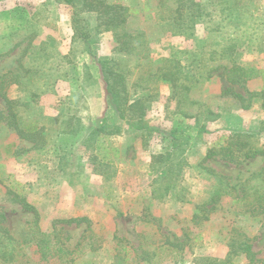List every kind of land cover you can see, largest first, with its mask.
Returning <instances> with one entry per match:
<instances>
[{"label": "rangeland", "instance_id": "obj_1", "mask_svg": "<svg viewBox=\"0 0 264 264\" xmlns=\"http://www.w3.org/2000/svg\"><path fill=\"white\" fill-rule=\"evenodd\" d=\"M112 1L129 9L125 30L143 33L149 41L154 63L166 57L170 48L192 47L191 37L178 30L174 35L166 33L161 28L163 23L158 21L166 9L174 8L173 0ZM47 2L0 0V52L17 47L11 59H0V73L17 67L13 57H20L23 48L34 52L22 56L20 63L25 69L33 70L46 69L48 65L55 69L61 57L69 53L74 33L72 11L64 5L46 6ZM195 2L202 6L206 0ZM238 7L247 13L246 42L238 45L233 59L238 66L258 72V77L247 83L231 84L225 72L219 70L200 90L191 94L199 102V114L211 109L218 117L204 123L206 133L199 141H191L180 157L171 156L173 170L178 162L183 164L177 184L186 187L187 203L173 202L170 197L154 200L151 193L161 183L160 175L152 174L149 169L142 170L145 158L149 157L145 153L147 149L154 154L152 157L175 154L173 130L178 128L182 130L178 133L185 136L195 125L193 118L179 115L180 106L171 98L168 84L155 86L146 114L149 133L136 136L128 131L123 139L124 148L128 147L122 152L110 149L114 148L111 147L112 137L103 139L100 136L92 145L86 143L94 125L118 124L121 130L125 125L117 119L97 73V60L109 56L115 46L110 33L100 36L93 48L95 57L84 60L90 67L94 83L87 82L82 93L86 105L80 111L79 134L64 140L71 147L61 151L68 154L64 174L57 170L55 147L58 140L54 120L60 104L69 97L66 82L49 84L50 93L43 94L35 108L21 111L24 115L28 113L27 123L34 122L32 119L36 120L39 115L42 120L36 121L47 125L43 149H32V144L20 140L13 128L0 124V223L19 241L17 245L12 244L14 247L28 242H24L27 246H21L22 255L29 260L27 264H117L118 258L121 264H193L201 257L224 259L229 240L241 234L251 245L256 260L264 264V212L249 205L254 201L255 188H264V104L259 96L264 88V0H240ZM200 36L198 29L197 37ZM42 51L52 63H46ZM133 82L134 77L128 88L130 96L135 98L138 92L131 88ZM37 87H41L40 82L30 88ZM226 90L230 91L224 94ZM7 96L15 101H30L29 95L17 86L10 87ZM90 101L92 107L88 105ZM1 106L0 100V109ZM206 118L205 115L200 117L201 124ZM234 134L241 135L243 140L250 136L248 141L263 155L238 166L219 159L201 162L211 147L218 143L226 145L230 140L227 137ZM15 148L20 150L19 154L8 153ZM163 165L155 164V167ZM207 170L223 176L235 192L222 195L214 206L206 207L204 219L197 205L207 202L217 186L214 175ZM260 182H263L261 186ZM108 186H113V193L106 191ZM9 192L25 198L36 210L37 218L22 209ZM76 217L89 219L90 225H56L54 228V221ZM54 230H57V242L68 256L65 255L63 262L57 258L41 261L34 253V240H38L41 233L53 237ZM170 243L178 245L173 249ZM73 251L75 253L71 254ZM231 264H248V260L239 256Z\"/></svg>", "mask_w": 264, "mask_h": 264}, {"label": "trees", "instance_id": "obj_2", "mask_svg": "<svg viewBox=\"0 0 264 264\" xmlns=\"http://www.w3.org/2000/svg\"><path fill=\"white\" fill-rule=\"evenodd\" d=\"M239 3L240 0H206L204 5L198 6L195 0H173L174 8L166 9L158 17V21L163 23L161 28L164 32L173 35L176 30L182 32L185 36L192 38L193 45L183 50L170 48L166 57L160 59L158 63H154L149 53V41L143 33H129L125 30L129 17L127 7L112 0H48L45 3L46 6L50 4L64 5L72 11L74 33L69 53L61 57V63L55 69L53 65H48L49 68L46 69L34 68L33 70L31 68V70L29 67L25 69L20 63L22 56L31 55L34 52L33 50L28 51V48H23L20 57H13L17 67L0 73V100L2 102L0 124L13 128L20 140L32 144V149H43L46 144L47 125L36 121L37 119L42 120L39 115L36 120L32 119L34 122L27 123L29 121L28 113L26 112L24 115L21 111L35 108L38 99L43 94L50 93L49 84L57 81L66 82L69 85V97L60 104L58 117L54 120L57 124L56 139L58 140L55 147L57 152L55 157L58 159L57 170L64 174L68 154L67 152L62 154L61 151L71 148L64 140L68 137L74 138L79 134L82 120L80 111L86 105L85 100H82V93L87 82L94 83L90 76V67L84 60L87 57H95L93 48L99 43L100 36L110 33L115 46L109 56L97 60V73L105 86V92L110 98V106L117 119L133 131L140 132L141 135L150 131L146 114L151 107L155 86L160 83L168 84L171 98L175 99L177 105L180 106L179 115L183 118L194 119L193 130L190 129L191 131L189 130L187 135L178 133L182 132L178 128L173 130L171 135L174 141L172 150L175 154L154 156L150 166L151 173L160 175L158 179L161 181L151 193L153 199L160 201L162 198L170 197L173 198V202L187 203L188 200L184 198L187 194L186 187L177 184L181 173L180 165L183 166V164L178 162L176 169L173 170L171 156L178 155L180 157L190 146L191 141H199L200 137L206 133L204 123L214 116L218 117L211 109H207L205 114H199L197 108L199 102H196L191 94L200 90V87L210 81L212 75L219 70L225 72L224 74L231 84L247 83L258 77V72L238 66L233 59L238 45L246 42L244 34L247 13L238 7ZM198 29L201 31L200 37H197ZM16 49L17 47L13 46L6 53L0 52V59H11L12 53ZM42 55L46 58V63H52L49 62L48 54L45 51H42ZM80 69L81 71H79ZM132 77H134V82L131 88L138 92L135 98L130 96V88H128ZM35 82H40L41 87L33 90L30 87ZM12 86H17L28 94L30 101L27 103L9 99L7 91ZM229 91L226 90L224 94ZM233 95L241 99L238 94ZM259 96L264 104V88ZM80 103H82V107ZM195 107L196 110L193 109ZM203 115L207 118L202 120L201 124L200 117ZM48 122H51V119ZM120 133L121 128L118 124L112 126L94 125L90 128L86 143L92 145L100 136L105 139ZM241 137V135L234 134L227 137L230 140L226 145L221 143L214 145L207 151L201 162L219 159L227 164L238 166L263 155L261 150L254 148L248 141L250 136H245V140ZM19 151L15 148L8 153L17 155ZM155 164L164 165L156 168ZM207 171L214 175L217 186L207 202L197 205V209H202L204 219L206 218L204 211L206 207L214 206L222 195H229L230 191L235 192L234 187L225 183L223 176L213 174L210 170ZM262 183L260 182V186ZM9 193L22 209L33 213L37 218L36 210L26 203L25 198L19 194ZM254 195V201L249 202V205L254 210L263 213L264 188H255ZM82 224L89 226L90 220L76 217L53 222L54 228L56 225L70 227ZM56 233L57 230H54L53 237L41 233L40 238L34 240V253L39 256V260L48 262L49 259L57 258L63 262L65 255L68 256V253L60 246L61 244L57 242ZM240 237L243 239L238 240ZM24 242L22 245L25 247L27 245ZM229 243L224 259L201 257L196 258L193 264H231L232 260L239 256H244L248 260V264H260L256 260L251 245L245 241L244 235L231 238ZM12 244L17 245L19 241H16L0 223V264L29 263V260H25V254L22 255V245L14 247ZM177 245L170 243L172 247ZM74 253V251L71 252V254ZM117 264H121L119 258Z\"/></svg>", "mask_w": 264, "mask_h": 264}, {"label": "crops", "instance_id": "obj_3", "mask_svg": "<svg viewBox=\"0 0 264 264\" xmlns=\"http://www.w3.org/2000/svg\"><path fill=\"white\" fill-rule=\"evenodd\" d=\"M88 105H90V107H92L91 105H92V102L90 101V102H88ZM95 114V113H94ZM93 117V116H92ZM125 124V123H124ZM128 131H130L131 133L132 132H134L133 133V135H136V136H138V135H140L141 133L140 132H136V131H133L132 129H130L126 124L122 127V130H121V133L119 134V135H116V136H112V138H113V141H114V144L112 143V146L111 147H114V148H110V149H112V150H114V151H120L121 150V152L123 151V150H125L128 146H125V148H124V146H123V139L126 137V133H128ZM108 143V142H107ZM108 145V144H107ZM145 153L146 154H149V157L146 159L145 158V163L146 164H144L143 165V168H142V170H150V164H151V161H152V156L154 155V154H152L151 152H149L148 151V149L145 151ZM115 157H117V156H114V158ZM148 173H150V172H148ZM149 175V174H148ZM110 186H108V188H109ZM111 187H113V186H111ZM110 187V188H111ZM106 189V191L107 192H112L113 190H114V188H111V189ZM114 192V191H113ZM112 192V193H113Z\"/></svg>", "mask_w": 264, "mask_h": 264}]
</instances>
